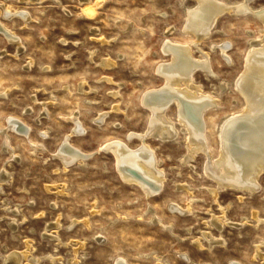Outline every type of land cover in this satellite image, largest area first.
I'll return each instance as SVG.
<instances>
[{
	"label": "rangeland",
	"instance_id": "obj_1",
	"mask_svg": "<svg viewBox=\"0 0 264 264\" xmlns=\"http://www.w3.org/2000/svg\"><path fill=\"white\" fill-rule=\"evenodd\" d=\"M88 1L0 0V22L23 44L19 51L0 35V175L11 174L0 190V264L14 252L27 253L24 264H35V258L37 264H114L118 257L128 264H191L188 258L197 264H264L256 254L257 246L264 253V224L254 217L264 220V173L258 191L226 188L215 200L217 184L205 172V155L182 162L186 132L175 141L149 137L146 144L166 180L158 195L147 198L121 179L114 156L103 148L114 140L141 147L131 135L148 130L151 114L142 97L164 87L157 71L171 62L162 51L170 41L190 47L195 60L209 56L216 75L197 71L194 84L220 104L205 114L211 158L217 160L218 129L245 110L236 84L253 43L264 44V23L255 15L264 11V0L249 2L253 13L222 15L199 46L184 30L196 0ZM6 10L26 11L28 20H7ZM219 46L228 49L225 56ZM169 108L168 117L181 129L176 105ZM75 115L83 132L70 143L94 155L65 168L56 155L75 128ZM9 119L21 125L11 129ZM224 215L233 225L219 230L211 220ZM56 222L55 229L48 227ZM204 233L223 238L225 246L210 249Z\"/></svg>",
	"mask_w": 264,
	"mask_h": 264
},
{
	"label": "bare ground",
	"instance_id": "obj_2",
	"mask_svg": "<svg viewBox=\"0 0 264 264\" xmlns=\"http://www.w3.org/2000/svg\"><path fill=\"white\" fill-rule=\"evenodd\" d=\"M196 1L197 7L187 10V22L184 28L185 32L194 35L195 46H199L201 41L203 42L206 37L210 36L209 34L215 28L218 19L225 13L231 11L244 14L253 13L247 6L252 0H244L243 4L234 6L219 0ZM5 14L7 20L13 17L24 19L25 23L28 20L26 11L12 13L10 10H6ZM255 15L264 23V11ZM87 17L93 18L91 15ZM0 35L9 43L15 44L19 51L23 49V44L17 34L5 27L2 22H0ZM258 45L259 43H253L245 72L236 84L237 90L244 98L245 110L240 114L227 117L218 129L220 155L217 160H213L208 137L209 126L205 120V114L211 109H217L220 104L211 96L205 95L201 88L194 84V75L197 71L202 70L213 76L216 75L211 68L209 56L203 54L200 60H195L190 47L180 46L170 41L164 43L162 51L171 57V62L160 66L157 73L162 76L165 85L160 91L151 90L143 95L142 104L151 114L148 130L143 134L131 135L141 141L142 145H139L141 147L132 149L122 140L110 141L103 147L106 152L114 156L117 172L126 184L139 187L147 198L158 195L164 186L166 174L160 167L161 161L155 150L146 144L147 138L155 137L162 142L175 141L179 134L186 132L189 136L186 139L188 140V153L182 162L184 165L189 163L199 152L205 155L207 159L205 172L217 184L216 189L211 190L215 200H217L221 190H226V188L251 193L259 190V179L264 173V44L260 48ZM227 50L226 47H220L223 56L226 55ZM172 105H176L178 109V121L181 129L167 115V110ZM70 120L73 121L75 128L71 135L63 139L56 155L65 165V168L73 163H84L94 155V153H85L70 143L73 135H81L83 132L78 123L77 115ZM20 125L21 123L17 120L9 119V128L15 129ZM20 132L29 133V131L24 132L23 129ZM4 133L6 134V132ZM127 139H132V137L129 136ZM9 146H11L9 145V137L6 136L5 147L10 148ZM10 175L7 172L1 173L0 190ZM183 188L185 187H179V189ZM171 207L183 214L191 213L190 207L187 210L175 205ZM256 214H254L255 221L258 224H264V220L257 217ZM154 219L155 223L162 225L161 220L155 215ZM211 224L219 230H222L226 225H233L225 215L222 217L214 216ZM50 225L49 228L55 229L57 222ZM242 225L243 223L234 224L237 227ZM165 228L172 231L170 226ZM203 237L209 242L210 249L216 245L224 244L225 246L223 238L217 239L210 233H204ZM58 239L55 238V240ZM196 246L203 249L201 242H197ZM256 249L257 256L264 260V253H259L260 247L257 246ZM25 253H11L5 259V264H24L23 260L28 259L27 253ZM49 259L51 261L56 260L53 256H49ZM188 260L191 264H197L189 258ZM32 261L37 264L40 259L35 258ZM114 264L128 263L125 259L118 257Z\"/></svg>",
	"mask_w": 264,
	"mask_h": 264
}]
</instances>
